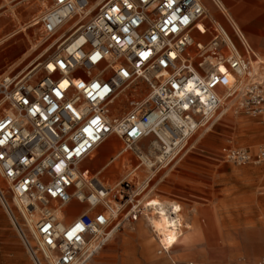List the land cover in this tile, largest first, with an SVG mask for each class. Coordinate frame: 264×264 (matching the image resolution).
Listing matches in <instances>:
<instances>
[{"label": "built area", "instance_id": "2783aa9c", "mask_svg": "<svg viewBox=\"0 0 264 264\" xmlns=\"http://www.w3.org/2000/svg\"><path fill=\"white\" fill-rule=\"evenodd\" d=\"M226 20L204 0H51L33 20L46 38L70 28L33 68L0 73L8 108L0 116V203L34 264H88L144 212L129 181L112 190L105 166H82L112 136L122 140V153L151 160L159 172L180 161L194 133L224 107L264 114V62L253 75L258 54ZM152 136V152V141L134 150ZM223 154L237 165L262 164L264 143ZM76 203L87 208L76 214ZM182 210L169 207L176 230ZM159 243L158 253L167 254Z\"/></svg>", "mask_w": 264, "mask_h": 264}, {"label": "rangeland", "instance_id": "374dc122", "mask_svg": "<svg viewBox=\"0 0 264 264\" xmlns=\"http://www.w3.org/2000/svg\"><path fill=\"white\" fill-rule=\"evenodd\" d=\"M28 1L17 4L22 11V19L26 20L41 17L51 2L45 0L44 5L42 0H30L35 4L25 10L24 4ZM220 1L223 5V0ZM2 4L5 6L0 9V22L7 21V24L0 29V36L16 27V20L9 17L10 6L16 4L10 0H0V6ZM213 17L228 26L225 16L217 8ZM56 37L57 34L46 38L41 24H36L11 37L6 43L0 42V73L20 74L33 68L57 49L58 44L52 43ZM42 52L45 56L35 63V58ZM258 57L264 59L261 54ZM2 105L7 107L6 103ZM2 114L3 108L0 109V116ZM218 114L213 124L194 133L189 140L188 152L174 167L159 172L146 170L141 177L125 181L141 192L139 198L142 199V207L152 198L166 203L177 201L175 203L183 209V219L189 223L184 230L192 235L197 229L202 232V239L210 251L207 264H227L241 258L249 264H258L264 258V163L234 164L226 160L223 148L249 147L256 151L264 143V114L254 117L235 110L226 113L223 110ZM112 139L117 143L116 148L107 149L108 145L104 143L82 166L96 169L107 165L113 155L123 148L118 136L114 135ZM152 140H155L153 136L143 142L148 144ZM219 152L222 156L218 155ZM128 157L131 165H140V159L133 152L130 151ZM124 163L121 157L110 164L108 170H120ZM145 168V164L141 165L139 171L143 172ZM152 175L156 176L151 178ZM108 177L116 182L122 180L121 176L114 174ZM149 183L155 187H148ZM86 207L87 203L81 204L76 214ZM146 223L144 212L137 221H126L88 264H172L166 254L158 253V237ZM138 226L146 228L140 232L144 237L143 242L148 241L142 246V237L135 232ZM185 249V242L176 243L171 259L180 264H188L189 261L199 264L198 260L181 254ZM217 249L223 250V254L215 253ZM0 264H34L1 203Z\"/></svg>", "mask_w": 264, "mask_h": 264}, {"label": "bare ground", "instance_id": "6f19581e", "mask_svg": "<svg viewBox=\"0 0 264 264\" xmlns=\"http://www.w3.org/2000/svg\"><path fill=\"white\" fill-rule=\"evenodd\" d=\"M216 1L218 2L220 9L217 8L216 5H215V7L220 11L223 10L225 13V15H224L225 18L233 20L237 24V26L240 28L238 23L230 16V14L228 12H226L225 9L222 8L223 5H222L221 1H219V0H216ZM41 2L44 3V5H45V0L44 1L42 0ZM7 4L8 3L6 2V5ZM34 4L35 3H32L29 0L27 3L24 4V9L28 10V9L32 8L34 6ZM98 4H99V1H98V3L94 4V7H96ZM18 5H20V4H18ZM18 5L10 6V12L11 13L8 12V13H10L9 17L11 18V20H13V19L16 20V27L12 31L4 32L1 34V36H0L1 44L6 43L11 37L16 36L19 33H22L23 31H26L29 27H31L33 25V20L40 17V16L35 17V18L29 19V20L22 19V17H21L22 11L19 10V8H17ZM4 6L5 5L2 4L0 6V9H2ZM39 6H40V4H39ZM212 16H213V14H212ZM6 24H7V21L0 22V29L1 30L4 29L6 27ZM66 30L69 31L70 28H66L63 32L58 33L57 37L55 39L53 38L52 43L56 44V43L60 42L61 38L67 32ZM36 48H37V46H36ZM44 56H45V53H43V52L41 54H39L35 58V60H36L35 63L40 61ZM254 60L255 61H252V63H251L252 64L251 65V72L253 75L256 73L261 74V69H262L261 68V66H262L261 62H264V59L261 57L260 58L258 57V59H254ZM2 108H3V112L8 110L7 107L0 104V109H2ZM223 110L225 113L226 107H224L222 109V111ZM140 145H142V143H140L138 147L134 148V150L141 148ZM144 145H147V143L145 142ZM149 145H151L150 150L152 152L154 147H156L158 144L155 140H152V143ZM116 147H117V143H116V141H113L110 143V145L107 146V149L108 148L112 149V148H116ZM121 150L116 152L113 155L110 162L107 165H105V168L102 170V176L105 179V186H107L108 188H110L112 190L115 189L117 187V185L124 182L126 179H129V178L134 179L135 177H141L142 175L145 174L146 170L151 171V169H152V167H151L152 161L148 160V159H145L142 164L140 163V165H136V166L131 165V162H130L129 157H128V153H130V151L122 153ZM121 157H123V159L125 161L124 166H122V168H120V170H108V166L110 164H112L113 162H115L116 160L120 159ZM144 164H145L146 168H145V170H143V172H140L139 170L141 168V165H144ZM111 174L121 176L122 180H120V182L119 181L116 182L115 180L110 179L108 177V175H111ZM153 174H154V172H153ZM152 176H151V178H154L156 175H152ZM157 186L158 185H156V187ZM148 187L153 188V187H155V185L152 186L149 183ZM146 196H147V194L144 197H146ZM140 202L142 203V199L140 200ZM170 206H175L177 209L179 208L175 202L166 203V202L161 201L160 199H157V198H152L150 200H147L145 202V204L143 205L144 216H145V219L147 220L146 224L148 226H150L151 229H153L156 232V235L158 237V241L160 240L161 242L166 244V246L169 248L166 256L171 259L170 255L173 252L172 249L174 248V245L178 242H181V243L185 242L186 249H185V251L181 252V254L184 257H190L192 259L198 260L199 264H207V259H208V256L210 255V251L208 250V248L205 244V241L202 239L201 230L197 229L194 235L190 234L188 231L184 230L185 227L189 226V223L185 222L184 219H183V227L181 228V230H176L175 227H173L175 225V222H174L175 216H172L170 214V212H169ZM140 227H141L139 229L140 232H144L146 230L145 227H143V226H140ZM214 252L218 253V254H223V250H221V249H217ZM237 261H241L243 263L249 264V262L243 258H241V260H237ZM237 261L227 263V264H234Z\"/></svg>", "mask_w": 264, "mask_h": 264}, {"label": "crops", "instance_id": "0c3cea01", "mask_svg": "<svg viewBox=\"0 0 264 264\" xmlns=\"http://www.w3.org/2000/svg\"><path fill=\"white\" fill-rule=\"evenodd\" d=\"M204 1H205L206 5L208 6V8L210 9V12L214 15V10L216 8L215 4L211 0H204ZM223 5L225 6V8H224V6H222V8H224L226 10V12L229 11L230 16L238 23L240 28L246 34L249 42L251 43V45L254 48V50L256 51V53L264 56V0H223ZM221 12L223 15H225L224 11H221ZM253 61H255V60H253ZM112 141H115V140L112 139V137H111L109 140H107L105 142L106 143L105 145H110V143ZM218 155L222 156L221 152H219ZM180 161L176 162L171 167H174ZM104 166L105 165L100 166L96 169L91 168V167H84V168L90 169L92 172H96V171L102 169ZM172 202H177V201L173 200ZM178 203H180V202H178ZM81 204H83V203H76V207L79 209L81 207ZM137 220L128 221V222H135ZM140 228L141 227L138 226L137 229L135 230V232L138 236L142 237V243H141V246H142L143 243H146L148 241L143 242L144 237L141 235V233L139 231ZM168 259L171 261L172 264H176V262H177V261L176 262L173 261L170 258H168ZM189 262H193V261H189ZM189 262H188V264H189ZM177 264H180V263L177 262Z\"/></svg>", "mask_w": 264, "mask_h": 264}, {"label": "snow or ice", "instance_id": "6c2138e0", "mask_svg": "<svg viewBox=\"0 0 264 264\" xmlns=\"http://www.w3.org/2000/svg\"><path fill=\"white\" fill-rule=\"evenodd\" d=\"M93 59H95V57H93ZM61 66L63 67V65H61ZM49 67H51V65ZM221 71H223V69H221ZM94 87H99V86L98 85H94ZM76 227L80 228V225H77Z\"/></svg>", "mask_w": 264, "mask_h": 264}]
</instances>
